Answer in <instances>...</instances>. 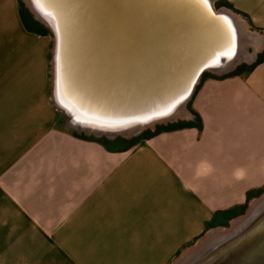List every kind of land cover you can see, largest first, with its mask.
Segmentation results:
<instances>
[{"label":"crops","instance_id":"crops-1","mask_svg":"<svg viewBox=\"0 0 264 264\" xmlns=\"http://www.w3.org/2000/svg\"><path fill=\"white\" fill-rule=\"evenodd\" d=\"M223 1L240 39L259 45L251 64L264 50V0ZM49 41L25 28L18 0H0V264H169L223 226L205 228L214 211L264 186V61L200 82L190 106L201 131L110 151L63 125Z\"/></svg>","mask_w":264,"mask_h":264},{"label":"water","instance_id":"water-1","mask_svg":"<svg viewBox=\"0 0 264 264\" xmlns=\"http://www.w3.org/2000/svg\"><path fill=\"white\" fill-rule=\"evenodd\" d=\"M26 4L53 35L51 98L67 130L129 138L177 115L189 119L191 113L181 111L202 73H223L236 60L239 39L232 17L212 0ZM69 59L97 93L88 95L72 81ZM172 264H264V194L229 228L210 230Z\"/></svg>","mask_w":264,"mask_h":264},{"label":"trees","instance_id":"trees-1","mask_svg":"<svg viewBox=\"0 0 264 264\" xmlns=\"http://www.w3.org/2000/svg\"><path fill=\"white\" fill-rule=\"evenodd\" d=\"M18 2H19V14H20L21 20L25 28L27 30H30L38 34H49V31L46 28L41 27V25L32 17L30 12L21 5V2L19 0ZM218 2L220 5L224 4V5L229 6V4L224 2L223 0H219ZM261 61H264V50H262L260 53L257 54L255 61L252 62L251 64L245 65L243 67H237L230 72L220 74V75L203 72L201 75L200 81L195 86L194 92L197 91L200 85V82L206 77L225 78V77L240 75L241 73L249 72L257 63ZM187 106H188L189 111L191 112V115H192L191 118L186 119V120H180L177 122H169L167 124L157 125L154 129L147 128L141 131L140 133H138L137 135L132 136L130 138L117 136L113 139H108L104 136L96 137L93 135H86L82 132H77L75 130H68L67 132H69L71 135L79 139L97 142L101 146H103L105 149L110 150V151L127 150V149H130L131 147L144 143L146 139L151 138L157 135L158 133H161L164 131H172V130L189 128V127H194L198 131H201L202 120L200 116L194 110H192L190 106V100ZM262 191H264V186L262 188L248 190L246 192L247 201L245 203L235 205V206H232L226 209H219V210L214 211L211 219L205 222V228L207 229L209 227H212L213 225L217 223L226 225L229 219H231L232 217L236 215L243 213L249 199L259 195Z\"/></svg>","mask_w":264,"mask_h":264},{"label":"rangeland","instance_id":"rangeland-1","mask_svg":"<svg viewBox=\"0 0 264 264\" xmlns=\"http://www.w3.org/2000/svg\"><path fill=\"white\" fill-rule=\"evenodd\" d=\"M20 2H21V5L24 7V8H26L29 12H30V14L32 15V17H33V13L31 12V10L28 8V6H27V4H26V0H19ZM213 1V4H214V6H215V8L216 9H218L219 7H220V4H219V0H212ZM34 18V17H33ZM35 19V18H34ZM40 25H41V27L42 28H46L48 31H49V34H47V36H48V38H49V59H50V61H49V93L51 92V54H52V50H53V35H52V33L50 32V30L48 29V27H47V25H45L43 22H41V21H39V20H37V19H35ZM236 20V19H235ZM237 21V20H236ZM237 23H238V21H237ZM244 24V23H243ZM246 29V28H245ZM251 30V29H250ZM247 33H249V34H251V32H249V31H247ZM242 37H243V35H241V31H240V38L242 39ZM240 39V44H239V48H238V54H239V56H237L236 57V60H235V62H233V64H232V67H231V69H229V70H227V71H225V72H223V73H220V74H224V73H227V72H230V71H232L233 69H235V68H237V67H243V66H245V65H248L249 64V56L250 55H254V53H255V51L259 48V45L257 44H252L251 46H247L246 44H245V42H244V40H241ZM255 46V47H254ZM244 51H246V53H247V56H248V58H245V57H243L244 56V54H243V52ZM237 54V55H238ZM257 54H255V56H256ZM257 57V56H256ZM205 72H208V73H211V74H216V75H220V74H218V73H216V72H211V71H205ZM201 78V77H200ZM199 81H200V79H199ZM198 81V82H199ZM197 82V83H198ZM190 100V99H189ZM189 100L185 103V105H184V107L182 108V111H181V113H185V114H187L188 113V111H189V109H188V106H187V104H188V102H189ZM190 112V111H189ZM191 113V112H190ZM61 115H62V118H63V125H64V123H65V117H64V115L61 113ZM187 115H177L176 117H175V120L174 121H171V122H177V121H180V120H186L187 119ZM167 123H169V122H167ZM167 123H158V124H155V126H153V127H149L148 129H154L157 125H161V124H167ZM147 129V128H146ZM105 137V136H104ZM117 137V136H116ZM130 138V137H129ZM262 194H264V191H262L259 195H257V196H255V197H258V196H261ZM255 197H252L248 202H247V205H246V207H245V209H244V211H243V213L245 212V210L247 209V207H248V205L253 201V199L255 198ZM243 213H241V214H239V215H236V216H234V217H232L231 219H229L228 220V222H227V224L226 225H223V226H221V227H223V228H229L230 226H231V221L234 219V218H236V217H240L241 215H243ZM213 229H215V228H213ZM210 231V229L209 230H207V231H205V235L207 234V232H209ZM204 234L203 235H201L199 238H197L196 240H194L193 241V243L192 244H190V246H193L198 240H200L203 236H204ZM190 246H188V247H190ZM185 249H187V248H182L181 250H179L178 252H176L174 255H173V257H172V259L170 260V262H169V264H172L178 257H180L182 254H183V252L185 251Z\"/></svg>","mask_w":264,"mask_h":264},{"label":"bare ground","instance_id":"bare-ground-1","mask_svg":"<svg viewBox=\"0 0 264 264\" xmlns=\"http://www.w3.org/2000/svg\"><path fill=\"white\" fill-rule=\"evenodd\" d=\"M231 15V19H232V22H233V25H234V27H235V30H236V32H237V37H238V39H239V42H238V45H237V47L239 48V44H240V27L242 28V30L244 29V26L242 25L241 26V23L239 24V23H237V21L235 20V18H233V16H232V14H230ZM240 26V27H239ZM244 31V30H243ZM245 32V31H244ZM248 34V42H250V43H252L253 41H252V36H253V34H249V33H247ZM255 43V42H254ZM254 43H252L253 45H254ZM255 47V46H254ZM237 52H238V50H237ZM239 53V52H238ZM237 53V54H238ZM236 54V57L237 56H239V54L237 55ZM243 54H244V56L243 57H245V58H248V56H247V53H246V51H244L243 52ZM71 55V54H70ZM249 58H251V55H250V57ZM68 63V62H67ZM66 71L72 76V81L78 86V88L80 89V88H82L83 87V85L85 86V88L87 89V94L89 95H92V92H95V93H97V91L98 90H96L95 88H92V86L86 81V80H84L83 79V77L81 76V71H79V66H76L74 63H72V62H70V59H69V66L66 68ZM87 97H90V96H87ZM100 102L101 103H103V99H101L100 100ZM263 206V204L262 205H260L259 207H257V210H259V208L260 207H262ZM246 226V224L243 226V227H245ZM242 227V228H243ZM239 230L240 229H237V230H234V231H232L231 233H229L226 237H228V236H232L234 233H238L239 232ZM216 241V237L211 241L212 243H214ZM211 243V244H212ZM210 244V243H209ZM206 249V248H205ZM199 252V251H198ZM194 252H192V254H193ZM196 253V252H195ZM187 257H189V256H187ZM186 257V259H185V261L188 259Z\"/></svg>","mask_w":264,"mask_h":264},{"label":"snow or ice","instance_id":"snow-or-ice-1","mask_svg":"<svg viewBox=\"0 0 264 264\" xmlns=\"http://www.w3.org/2000/svg\"><path fill=\"white\" fill-rule=\"evenodd\" d=\"M205 3H207V0H205ZM225 21H227V17H224L223 18ZM229 27H231V22L230 21H227ZM233 36H234V32H233ZM227 55V54H226Z\"/></svg>","mask_w":264,"mask_h":264}]
</instances>
